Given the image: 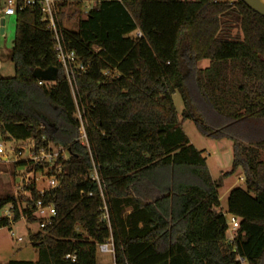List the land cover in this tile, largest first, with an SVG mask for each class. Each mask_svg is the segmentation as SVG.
Listing matches in <instances>:
<instances>
[{
  "label": "trees",
  "instance_id": "16d2710c",
  "mask_svg": "<svg viewBox=\"0 0 264 264\" xmlns=\"http://www.w3.org/2000/svg\"><path fill=\"white\" fill-rule=\"evenodd\" d=\"M34 1L16 0L8 54L14 74L0 75V140L39 145L45 137L68 159L59 163V188L44 197L54 203V224L28 231L37 259L6 264H98L96 246L109 238L114 264H264V18L242 0H56L66 48L84 67L75 72L76 102ZM67 5L77 15L74 31L61 26ZM48 67L57 68V78L39 85L32 72ZM77 108L88 148L79 142ZM185 120L232 142V166L221 177L240 168L244 187L228 192L225 212L221 177L212 179L182 129ZM92 161L109 228L88 177ZM26 190L33 204L37 190ZM19 202L0 197V210L13 205L12 223L20 219ZM225 213L236 220L232 240ZM12 223L0 218V227Z\"/></svg>",
  "mask_w": 264,
  "mask_h": 264
},
{
  "label": "rangeland",
  "instance_id": "374dc122",
  "mask_svg": "<svg viewBox=\"0 0 264 264\" xmlns=\"http://www.w3.org/2000/svg\"><path fill=\"white\" fill-rule=\"evenodd\" d=\"M88 3L84 7H89ZM61 26L68 31L77 29V15L74 13V7L67 5L62 8ZM4 34H0V75L12 76L14 74L13 64L4 54H9L12 41L15 35V24L13 16H5L4 18ZM206 62L203 65L206 66ZM73 83V82H72ZM73 85V84H72ZM74 89V85H73ZM172 101L175 110L180 116L183 109V102L180 94L176 91L172 94ZM80 113V112H79ZM182 129L188 137L190 143L198 149L206 160L207 168L212 179L217 180L225 172H228L232 166V142L228 139H214L202 134L191 120H185ZM12 139H5L4 148L7 150L9 161H0V197L6 195H14L20 198L18 203L22 207V200H25L29 192L21 190L22 186L33 184L36 189H44L47 187L46 173L29 172L21 165L17 164L18 160L14 155L8 154V150L13 145ZM3 141V140H2ZM21 178H24L22 182ZM29 181V182H26ZM235 187H244L243 173L238 168L234 173L221 177V185L218 188L220 210L225 212L226 199L228 192ZM225 219L229 222L230 215L224 214ZM10 228V229H9ZM36 224L26 223L23 218L11 224L10 227H0V264H6L10 260H27L35 261L37 253L30 244L28 231L35 232ZM12 232L13 234H11ZM228 237L229 233L226 232ZM18 237L22 238L21 242H17ZM98 264H112V258L108 254L96 252Z\"/></svg>",
  "mask_w": 264,
  "mask_h": 264
},
{
  "label": "built area",
  "instance_id": "2783aa9c",
  "mask_svg": "<svg viewBox=\"0 0 264 264\" xmlns=\"http://www.w3.org/2000/svg\"><path fill=\"white\" fill-rule=\"evenodd\" d=\"M119 1V0H118ZM214 1H226V0H214ZM233 1V0H228ZM34 0H23V4H34ZM91 5V2H87ZM40 11L42 13V20L46 23V28L52 33L54 41V51L58 63L60 64L62 70L64 71L71 89V93L75 101L77 100V87L75 84V72L82 71L84 69L83 65L78 62L76 53L72 49H67L64 43V39L61 34V30L58 27V8L56 0H38ZM16 8V0H3V6L0 10V27H3V18L5 16H13ZM88 8V7H86ZM137 37L141 36V33L137 31ZM111 72L106 71L105 75H110ZM44 81H39L38 84L41 85ZM73 82V83H72ZM74 89H73V85ZM77 102V101H76ZM80 112V113H79ZM84 112L77 108V118L79 121V142L82 146L88 148L87 136L85 131V121L83 119ZM4 141L0 140V161L8 162L9 158L6 154V149L4 148ZM13 141L12 147L8 150V154L14 155L18 162H24L25 165L22 166L24 169L28 167L44 166L43 171H37L38 173H46L47 177V187L44 189H36L39 198L29 204L27 201L30 199V193L25 200H22L24 204L22 207L18 205V211L20 213V219L23 218L26 223V214L23 212H30V214L35 218L34 224L37 226L36 231H43L45 228L50 227L54 224V218L56 216V209L52 200L44 199L45 195L52 190L59 188L58 177L60 176L61 166L60 162L67 161L68 155L64 148L60 146H55L52 142L46 140L45 137L41 138V144H37L33 138H28L25 140H11ZM47 141L46 144L43 142ZM29 172H34L32 169ZM89 179L94 181L99 188L100 196L102 198L103 204L100 208L101 211V220H104L107 227H110L108 210L103 196L104 183L99 176L98 168L92 161V170L89 173ZM24 178H21L22 182ZM26 182H29L26 180ZM28 185H23L21 190L24 192H29L26 190ZM35 187V186H34ZM36 188V187H35ZM91 196V193L87 194ZM13 205L6 204L0 210V218H6L10 223L13 222ZM13 224V223H12ZM228 228L227 232L229 233L228 239L232 240L234 233L236 231V220L233 216H230L229 222H227ZM13 234L12 232H10ZM17 242H21L22 238L18 237ZM96 251L101 254H108L112 258V264H114V244L113 240L109 238L103 243L97 244ZM65 258L73 259L72 255H66Z\"/></svg>",
  "mask_w": 264,
  "mask_h": 264
},
{
  "label": "water",
  "instance_id": "95a60500",
  "mask_svg": "<svg viewBox=\"0 0 264 264\" xmlns=\"http://www.w3.org/2000/svg\"><path fill=\"white\" fill-rule=\"evenodd\" d=\"M252 11L264 18V0H242ZM2 30L0 29V32ZM35 79L44 82H54L57 78V68L35 69L32 72Z\"/></svg>",
  "mask_w": 264,
  "mask_h": 264
},
{
  "label": "crops",
  "instance_id": "0c3cea01",
  "mask_svg": "<svg viewBox=\"0 0 264 264\" xmlns=\"http://www.w3.org/2000/svg\"><path fill=\"white\" fill-rule=\"evenodd\" d=\"M2 24H3V27L1 26L0 27V29L2 30L1 32H0V34L1 35H3L4 34V19H3V22H2ZM2 56H6L7 58H8V54L6 55V54H4V55H2Z\"/></svg>",
  "mask_w": 264,
  "mask_h": 264
}]
</instances>
